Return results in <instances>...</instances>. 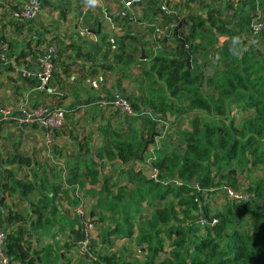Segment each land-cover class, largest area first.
<instances>
[{"label": "trees", "instance_id": "trees-1", "mask_svg": "<svg viewBox=\"0 0 264 264\" xmlns=\"http://www.w3.org/2000/svg\"><path fill=\"white\" fill-rule=\"evenodd\" d=\"M190 2L205 8V17L198 12L179 15L183 28L190 27L183 38L192 67L187 65V54L173 36L172 27L166 34L176 44L169 47V52L165 46L154 57L153 72L146 71L151 78L149 98L145 102L149 110L163 115L169 110L174 114L184 110L189 113L186 125L181 128L177 125L172 137L165 134L160 146L150 145L145 155L159 170L160 178H178L183 185H164L150 178L149 170L133 167L135 162L144 160L140 157L145 142L159 131V122L152 116L142 117L145 114L124 117L126 122L141 121V128L134 129L136 126L129 123L126 128L107 129L106 142L93 154L86 146L90 157L83 159L84 172H79V166L68 169L65 182L68 186L80 184L81 187L86 179L97 183L106 164L120 166L126 184L117 185L115 191L109 186L110 178L105 177L99 197L94 194L98 202L87 218L95 223L93 217L97 213L103 212L107 217V214L117 215L119 221L108 230L106 239L122 231L129 238L136 234L137 244L147 253L144 264H264V51L251 44V40H264V30L254 35L249 26L257 11L264 12V0H230L224 9L221 0H217V6L212 5V0H187L184 5L192 11ZM257 19H264V15ZM163 20L177 25L170 14H164ZM221 38H224L222 42ZM201 72H204L203 80ZM54 75L58 74L54 71ZM23 78L41 84L39 79ZM131 103L136 110L141 109L139 101L131 100ZM238 105L250 113L240 124L231 115L232 108ZM153 148L157 155H149ZM93 155L103 161H97ZM30 163L29 156L17 153L0 160V223L10 224L6 228L11 264H69L62 261L66 253L58 251L55 243L39 242L53 235L51 229L70 227V239L65 246L71 249L78 244L74 237L81 235V218L75 212L70 218L55 202L60 191L71 198L68 188L44 178L38 182L35 176L19 178L13 167L4 168V165ZM239 173L248 177L244 191L252 195L251 203L228 199L226 210L214 218L217 223L204 227L202 234L201 228H190L179 218L180 214H201L203 208L208 211L205 198L223 185L239 190ZM194 183L200 185V191ZM6 193L29 199L31 219L14 213L4 204ZM171 195L177 203L160 204ZM73 202L76 207L80 199ZM144 202L156 209L146 221L147 227L139 225L137 232L133 224L138 221L137 215L142 214ZM1 206L8 209L6 216L3 215L6 209ZM87 218L84 216V220ZM163 235L170 241L169 250ZM163 253L166 256L161 259ZM102 260L99 264H136L120 261L113 254L105 255Z\"/></svg>", "mask_w": 264, "mask_h": 264}, {"label": "crops", "instance_id": "crops-1", "mask_svg": "<svg viewBox=\"0 0 264 264\" xmlns=\"http://www.w3.org/2000/svg\"><path fill=\"white\" fill-rule=\"evenodd\" d=\"M25 1L0 0V36L9 47V61L0 62V107H15L18 115L20 108H16L27 102L29 105L62 108L66 110L67 118L65 125L51 135L52 143L48 144L47 138L50 135L42 127H21L15 120L0 117V160L15 152L29 156V165H11L25 171V175H31L29 179H33L34 171L39 174L44 170L51 171L46 174L48 178L54 184L63 185L70 190L71 198L60 191L55 202L72 218L75 209L73 200H79L81 195L86 205L90 201L97 203L105 177L110 178L111 187L119 182L121 185L127 182L123 175L116 179L119 176H115V173L117 169L120 170V166L115 163H108L101 168V179L97 183L86 179L81 188L80 184L68 186L65 182L68 169L79 166V172H84L83 159L89 155L86 146L93 154L106 142L107 129L126 128L124 117L127 116H123L122 123L111 116L117 112L112 105L115 92L122 93L130 100L139 101L142 106L137 111L146 112L156 119L159 122V133L165 128L171 133L182 120L188 123L189 113L185 110L172 116L168 113V117L147 110L145 102L149 98L151 78L146 71L153 72L151 66L154 57L160 53L158 51H163L166 44H171L167 34L161 35L153 28L155 24L174 26L173 23L163 20L164 14L174 12L183 17L191 12H198L205 17V8L194 6L190 2L193 7L190 11L184 5L187 0H164L165 7L161 0H143L132 7L125 5L126 0H43L42 11L36 19H15L13 11ZM228 1L230 0L219 2L223 9ZM207 3L211 5V2ZM212 5L217 6V0H212ZM154 10H157L156 14H150ZM153 17L158 21L151 23ZM179 34L181 36V31ZM223 39H220L221 42ZM144 43L146 48L151 47L150 52L143 47ZM48 44H54L57 49L55 72L58 75H54L50 83L52 87H56L55 93L48 88L40 89L35 83L21 77L23 69L37 70L38 58ZM141 47L147 53L146 59H142ZM213 49L214 46L211 47V52ZM23 51L25 55L21 56ZM139 123L137 120L135 125ZM160 142L161 136H157L154 146H160ZM153 150L154 148L149 151V155H154ZM93 157L97 161H103L95 155ZM148 162L149 158L146 156L144 160L135 162L133 167L148 171ZM6 167L9 166L4 165ZM36 180L39 182L38 178ZM5 197V205L11 207L14 213H20L22 209L27 211L23 215L31 219L28 198L17 199L18 195L7 194ZM3 209V215L6 216L8 209ZM91 209L87 208L86 218ZM57 215L60 216V213ZM107 215L109 217L110 214ZM109 224L107 220V226ZM52 230L58 233L57 236L53 240L46 236L47 239L42 242L55 243L60 240L65 244L70 239V227ZM96 237L98 239V235Z\"/></svg>", "mask_w": 264, "mask_h": 264}, {"label": "built area", "instance_id": "built-area-1", "mask_svg": "<svg viewBox=\"0 0 264 264\" xmlns=\"http://www.w3.org/2000/svg\"><path fill=\"white\" fill-rule=\"evenodd\" d=\"M143 0H126L125 5L127 7H132L134 5L140 4ZM43 0H26L22 3L17 9L13 11V17L22 21H31L36 19L42 11ZM155 31L161 35L167 33L168 27L154 25ZM264 30V19H257L251 25V32L259 34ZM9 50L8 44L0 36V62H7L9 58L7 52ZM56 46L54 44H48L43 50L41 56L38 58L39 67L37 70L23 69L22 74L25 77L39 79L41 84L40 89L48 90L55 93L57 91L56 87H49V82L52 79L53 73L55 71V57H56ZM112 105L114 109L122 116L134 117L141 114H147L146 112H138L132 105L131 100L127 98L120 92H115L112 98ZM0 117L3 119L15 120L19 126H32L37 125L47 130L49 137L47 138L48 144L52 143V134L54 131L61 129L66 122V111L62 108H48L45 105H29L27 102L22 104L20 107V114H16L13 107H0ZM168 130L162 129L159 133V136L163 137ZM149 171L148 174L150 178L154 180H160L164 185H173V186H182L183 181L178 178L165 179L160 178L159 170L154 167L149 160ZM197 190L200 191V185L198 183L193 184ZM225 193L228 199L236 202H246L251 203L253 198L249 192L238 191L233 189L230 186H225ZM81 196V195H80ZM80 203L75 207L74 212L76 215H79L81 219L84 220L86 216L87 205L84 202L83 198ZM78 197V196H77ZM85 221V231H86V240L79 242L77 245L81 246L82 250L85 251L89 248L90 242L96 238L95 233V223L92 220ZM201 228L206 227L207 225H214L217 223V219H212L208 221L206 218L201 217L198 221ZM7 235L8 232L6 229L0 227V264H11V258L7 251Z\"/></svg>", "mask_w": 264, "mask_h": 264}, {"label": "rangeland", "instance_id": "rangeland-1", "mask_svg": "<svg viewBox=\"0 0 264 264\" xmlns=\"http://www.w3.org/2000/svg\"><path fill=\"white\" fill-rule=\"evenodd\" d=\"M152 12L153 11H151L150 14H152ZM257 12H258L257 13L258 15H257V17H255L250 22V25H249L250 27H251L252 23H254L257 20V18L262 17L264 15L263 11H257ZM153 14H154V12H153ZM157 21L158 20L155 19L154 17L151 18V23H155ZM159 22H161V21H159ZM165 25H161V26L168 27L169 32L172 31V26H170L168 24H165ZM174 27H175V25L173 26V30H174ZM167 31H168V29H167ZM189 32H190V27H186L185 29L182 28L181 29V36L182 37L186 36ZM142 36L144 37V34ZM169 39H170L171 44L169 46L166 44V52L170 51L169 47L171 45L176 44L175 40H172L171 38H169ZM251 44H256L258 47L261 48L262 51H264V40H260V41L251 40ZM143 47L145 49H147L148 52L151 51V47L146 48L145 43L143 44ZM158 52H160V51H158ZM146 55H147V53H146ZM141 56H142V51H141ZM21 77H23V76L21 75ZM208 91L213 93V90H211V89H208ZM19 108L20 107H18L16 109H19ZM241 109H242L241 106L238 105L236 107H233L232 111H231V115L235 116L237 124L242 123V121L250 115V113L247 112L248 110L242 111ZM147 110H149V109H147ZM153 112H155V111H153ZM155 113H157V112H155ZM168 113L171 116L174 114L173 112H171L169 110L167 113H164V116L168 117ZM111 116H113L116 121H120L122 123L121 120H122L123 116L119 115V113H117V112L113 113V114H111ZM144 116L150 117L149 114H147V115L145 114L142 117H144ZM66 118H67V113H66ZM126 123L127 124L124 123V125H126V126L129 123H132L133 125H135V122H130V120H128V122H126ZM183 125H186L185 120L178 123V126L180 128L183 127ZM135 126L136 127L134 129H136L138 127L141 128L143 126V124L140 121V123L138 125H135ZM169 129H170V127H169ZM177 129L171 131V133H169V130H168L166 133L168 135L167 137H170V136L172 137ZM15 153L21 154L18 152H15ZM153 153H154V155H157L156 151L154 152V150H153ZM12 154H14V153H12ZM12 154H7V156L12 155ZM150 155H153V154L151 153ZM7 156H5V157H7ZM8 166L13 167V169L16 171V174L19 178H24L27 175V173L25 175V171H21V169H18V168L16 169L14 166H11V165H8ZM34 172H35L34 176L37 177L39 180L44 178V179H48L49 181H52L50 178H48L49 176L46 175L48 173H51V171L44 170V172L42 174H39V172H37V171H34ZM31 174H33V173L31 172ZM116 174H118V176H119L116 179H120V177L122 176L121 171L117 169L115 176H116ZM257 174H260V172H257ZM28 176L30 178L31 175H28ZM253 176L255 177V174ZM237 177L239 180V182H238L239 190L238 191L246 190L247 189L246 188L247 181H248L247 175L243 174V173H239V174H237ZM6 180L9 183L11 181L10 178H8ZM119 184H120V182L115 184L113 186V188H114L113 190L116 191L118 189L117 185H119ZM225 186H228V184L223 185V187L221 186L220 189L218 188V190L209 194L205 198L204 205L207 204L208 207H206V208L208 211H205V208H203L201 214H197V212L190 213L189 216H186V215L183 216V214H180L179 218L181 220H184L185 225H187L188 227H190V228H193V227L198 228L199 227V229L201 227H200L198 221L201 219V217L206 218L208 221H211L212 219L216 218L215 216L221 212H224L228 206V198L226 196V193L224 192ZM1 193H2V191H1ZM6 194L8 195V193H6ZM17 199H19V198H17ZM86 202H87V200H86ZM94 203H96V202L95 201L87 202V204H88L87 208L91 209V207L95 205ZM175 203H177V199L171 195L165 201L161 202L160 204L171 205V204H175ZM155 209H156L155 206H151L148 204V202H144L142 214L137 215L138 221H136L137 224L136 223L133 224V229L135 228V230L138 232L139 225L147 227L146 221L152 217L153 213L155 212ZM26 212H24V211H22V209H20V214H18V215L23 216V213H26ZM96 215L97 216L94 217V221L96 223L95 233L96 234L98 233V239H97V237L95 239H93L92 242H90L89 248L87 250L83 251L80 245L79 246L74 245L70 249V248H67L65 246V244H63L60 240L58 242L55 241L56 249L58 251H61V252L64 251L66 253L65 259L62 261L63 262L68 261L69 264H99L100 261H103L102 259L105 255L113 254L120 261H131L132 263H136V264H144L146 259H147V253L143 252V250L140 248L141 246H139L137 244L136 234L132 238H129L126 235H124V231H122V232H119L118 235L112 236L111 238L106 239V233L108 232V230L110 228H114L116 226V223H117V221H119V218L116 217L117 215H113V216L109 215V217H107L105 214H103V212L97 213ZM25 218H27V216H25ZM107 220L110 223L109 226H107ZM115 220H116V222H115ZM5 224L0 223V227L6 229V227H4V226H6ZM7 231H8V229H7ZM203 231H204L203 228H201L199 233L202 234V233H204ZM57 234H58L57 232H54L53 235L50 236V239L53 240L57 236ZM163 237L166 239V248H167V250H169L170 249V246H169L170 241L165 237V235H163ZM48 238H49V236H48ZM74 238H77V237H74ZM46 239L47 238H45V237L42 238L39 243H44L42 241H44ZM45 243H48V242H45ZM165 256H166V254H164V253L161 254V259H164ZM39 259H40V257H39ZM157 263L158 262H156V264Z\"/></svg>", "mask_w": 264, "mask_h": 264}, {"label": "water", "instance_id": "water-1", "mask_svg": "<svg viewBox=\"0 0 264 264\" xmlns=\"http://www.w3.org/2000/svg\"><path fill=\"white\" fill-rule=\"evenodd\" d=\"M161 1L163 4V7H165V5H164L165 1L164 0H161ZM166 14H170V15L174 16L176 21H177V25H175L174 30H173V36L180 41L182 49L187 54V58H186L187 65L189 68H191L192 67L191 55L187 52V46H186L185 39L182 36H180V34H179L181 29L183 28V22L181 21L179 15L177 13L166 12ZM141 51H142V59H146L147 56L145 54V50L143 47H141ZM205 67H206V63H205ZM201 75H202V80H203L204 79V72H201ZM157 136H159V133L154 132V133H152L151 138L145 142L143 151L141 153L140 160L144 159L149 146L153 145L155 143ZM85 240H86L85 221L83 219H81V235L79 237L75 238V241L78 243V242H83Z\"/></svg>", "mask_w": 264, "mask_h": 264}]
</instances>
